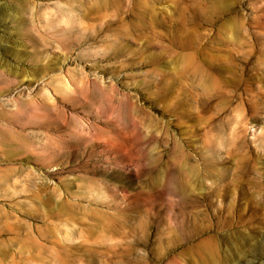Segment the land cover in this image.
I'll use <instances>...</instances> for the list:
<instances>
[{
	"label": "rangeland",
	"instance_id": "374dc122",
	"mask_svg": "<svg viewBox=\"0 0 264 264\" xmlns=\"http://www.w3.org/2000/svg\"><path fill=\"white\" fill-rule=\"evenodd\" d=\"M0 264H264V0H0Z\"/></svg>",
	"mask_w": 264,
	"mask_h": 264
}]
</instances>
